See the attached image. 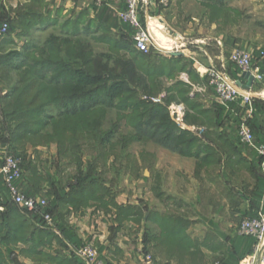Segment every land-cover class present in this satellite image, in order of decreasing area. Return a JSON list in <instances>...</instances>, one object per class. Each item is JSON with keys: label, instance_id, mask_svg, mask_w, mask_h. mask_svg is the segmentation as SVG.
I'll use <instances>...</instances> for the list:
<instances>
[{"label": "crops", "instance_id": "crops-1", "mask_svg": "<svg viewBox=\"0 0 264 264\" xmlns=\"http://www.w3.org/2000/svg\"><path fill=\"white\" fill-rule=\"evenodd\" d=\"M96 1L0 0V18H27L33 4L42 7L38 14L42 16L63 9L65 13L87 12L92 18H97L100 10L96 9ZM102 1L108 5L107 11L114 16V21L122 25L117 10L123 6V0ZM154 8L147 9L142 5L141 18L151 32L160 34L164 27L161 19L164 12L159 11L160 15L152 16ZM204 40L199 43L196 40L197 46L188 50L191 56L185 53V57L194 62L195 77L187 71L177 77L191 86L192 97H196L202 114L190 113L198 115L205 124L188 123L187 108L183 103L166 105L167 92L161 93L164 98L160 103L151 102L167 106L169 114L171 106L180 107L183 110L181 123L176 122L171 114L170 118L179 132L194 135L197 139L195 145L173 150L152 139L145 141L144 144L153 145L150 149L145 147L142 152L144 164L134 165L131 173L129 162L121 166L107 162V171L102 175L105 178L100 177L99 185L91 186L87 192L70 188L75 184L70 179L73 175L69 176L73 169L70 163L53 168L52 181L45 176L50 175L48 172L43 174L37 167L32 172L25 171V183L37 197H47L53 205L55 230L43 228L28 215L39 228L63 239V245L53 246L52 262L73 264L69 259L78 247L64 236L65 232L81 245L94 244L108 264H144L141 249L162 263L222 264L219 257L226 258L232 250L231 241L223 236L231 239L239 235V226L247 218L262 175L253 152L245 150L238 141L234 120L217 109L215 92L208 78L199 72L213 67L231 77L232 46L219 35ZM241 78V84L248 85L243 75ZM170 81L165 80L167 87L179 80ZM246 91L252 96L257 113L253 125L255 134L264 138V80L255 81ZM134 143L138 145V142ZM9 148L0 146V155ZM56 154L58 156V152ZM103 166H97L98 175L103 172ZM110 167L113 172L109 175ZM139 171H143L142 175H138ZM94 188H106V191L93 194ZM1 198L0 192V217L7 213ZM121 209L128 211L127 214L120 216ZM184 238H188L192 245L187 248L185 260L179 261L172 243L175 239L182 242ZM256 250L259 259L261 248ZM257 263L260 264L259 261ZM79 264L88 263L81 259Z\"/></svg>", "mask_w": 264, "mask_h": 264}, {"label": "rangeland", "instance_id": "rangeland-1", "mask_svg": "<svg viewBox=\"0 0 264 264\" xmlns=\"http://www.w3.org/2000/svg\"><path fill=\"white\" fill-rule=\"evenodd\" d=\"M225 5L227 10H218L217 8L205 7L203 3L197 0H170V5L167 8H154L151 15H160L158 14L159 11L164 12V15L161 16V19H163L162 23L168 29V33L171 31L174 37L182 38L184 45L180 46L179 50L184 53V57L186 54H191L188 51L189 49L193 50L197 46L196 40L199 43L205 41L204 39L208 37L217 35L223 37L228 42V45L232 46L233 51L235 49H243L254 53L257 50L264 49V0H225ZM109 14L110 17L108 16L107 19L110 24L104 26L98 18H92L87 13H73L71 11L65 13L63 9H60L52 14H44L38 20L39 23L36 27L30 31L22 34L18 31L13 36H7L0 43V57L7 56L12 52L24 54L21 62L22 72L0 67V146H10V148L24 156L28 167L27 170H30V172L33 171L34 167L41 170L43 174H45V171L48 172L50 174L48 175L49 177L45 176L49 181H52V169L67 163L73 165V169L69 172V176L73 175L70 179L75 182L76 178H82L83 175L80 171L86 172L85 168L88 169L93 164L94 159L99 154V150H96L97 152L91 149L84 150L78 157L71 158L60 155L59 143L49 140L48 136L37 141H24L25 143L15 144V146L10 143L11 134L18 128L19 124H22L27 129L37 130L39 128L36 124L38 120L46 122L49 118L57 116L61 112L58 107L59 103L54 99V87L48 86L47 89L49 80L54 78L55 74H49L45 71L33 73L31 67L35 62L61 60L65 62V70H69L64 74L63 78H75V70L80 68L82 63L81 61L69 59L73 51L65 42L67 38L72 41L77 40L74 38L75 34L80 35V40H83L86 44L88 43L92 50L96 52H109L127 59L134 58L142 72L150 70L157 74V72L164 70L167 73L170 70L169 66L174 64L171 59L180 57L175 55L176 53L165 55L155 50L150 54L143 55L139 54L134 48L131 52L126 53L123 48L131 46L132 39L124 32L123 26L113 20L114 16L111 13ZM53 35L60 39L55 50L44 49L45 41ZM65 70L63 69V72ZM25 72L29 73L25 74ZM177 80L180 81L178 77H174L169 83ZM149 82L150 84H156L155 88L153 87L147 93H143L141 88H139L136 92L138 94L134 95L135 98L159 97L167 89V83L161 80L158 75L152 76ZM45 89H47L46 93H44ZM184 90L185 94L193 96L192 90L188 88ZM22 93L27 94L24 98V110H26V113L28 111L32 112L29 116L30 118L26 119L25 116L27 115L23 113L17 115V119H6L2 101L12 95L14 98L19 97ZM29 107L31 109H28ZM13 111L16 110L14 108L8 110L9 113ZM106 112L101 110V112H96L93 116H104L107 119L115 117L114 113L110 112L108 115ZM69 124L75 126L74 129H76L80 123L69 122ZM128 131L130 130H123L122 135L126 136V134H129ZM131 134L135 136L136 131L133 129ZM122 135H119V139ZM128 141L132 140L129 139ZM152 145V143L144 144L143 139H141L138 145L132 144L126 152L122 153L121 145L116 144L113 150L111 148L108 151V164L114 163L121 166L129 162L132 173V169L135 168L133 167L134 165L144 164L142 153L144 148L149 147L150 149ZM56 152H58V156ZM127 153L129 156H125ZM58 159L62 165H59ZM112 172L113 169L108 172L109 175ZM142 173L143 171H139L138 175H142ZM45 198L47 199V197ZM13 216L16 218L15 221L7 222L0 227L3 235L8 238L7 245L0 247V264H55L51 260L54 252L53 246L55 244L63 245V239L47 231H41V228L25 213L18 211ZM187 239L184 238L182 242L175 239L172 243L174 252H176L177 256L179 255V258H177L179 261L181 259L185 260L188 254L187 248L192 245L188 243ZM218 242H220L219 239ZM61 253L63 254V251ZM224 259V257H219L218 260L223 261ZM80 260L81 258L75 254L69 259L73 264H79ZM258 261L255 248L254 253L242 263L247 262L250 264L252 262V264H258ZM163 263L173 264V262Z\"/></svg>", "mask_w": 264, "mask_h": 264}, {"label": "trees", "instance_id": "trees-1", "mask_svg": "<svg viewBox=\"0 0 264 264\" xmlns=\"http://www.w3.org/2000/svg\"><path fill=\"white\" fill-rule=\"evenodd\" d=\"M197 1L203 3L205 7L227 10L225 0ZM40 7L41 6H39V4H33L30 6L29 17L21 20L11 19L8 16L0 18V28L4 23H8L9 30L7 36H13L18 33V31H20V34L30 31L32 28L36 27L39 23L38 20L42 18L41 14L38 15L42 9V7ZM161 7L164 8L163 6H159V8ZM108 8L109 7L105 2L103 3V6L96 8L98 11L100 10L97 18L104 26H108L110 24L107 17L110 15H108V13L111 12L107 11ZM123 8L124 6L121 7V9ZM122 25L124 32L132 39L131 46L129 45L123 48L126 53H129L133 48L136 50L133 39V31L129 26L124 24ZM79 36L80 35L75 34L74 38L77 40L74 41L70 38L65 40V42L72 48L70 49L73 51V54L69 59L81 61L82 63V66L75 70V78H63L64 74L69 70H65V62H62L61 60L53 62H48L47 60L37 61L31 67L33 73H36V71H39L40 73L45 71L49 74H55L54 78L49 80L47 89L48 86L54 87V99L59 103L58 107L61 112H59L57 116L49 118L46 122L38 120V122H36L37 127H39L37 130H33L32 128L27 129L22 126V124H19L18 128H16L11 134V144L15 146V144L25 143L24 141H37L48 136L49 140L59 143V153L64 157L67 156L75 158L78 157L80 153L82 154L84 150H99L98 156L94 159L93 164L88 167L87 172L80 171L83 177L76 178L75 184L70 185L71 189H81L83 192H87L91 186L99 185L97 181L100 180V177H104L102 175L106 173L108 168V151H110L111 148L113 150V147L116 144L121 145V152H125L134 142H141V139H143L144 142L152 139L173 150H180V148L185 145L192 146L196 144L197 139L194 135L186 131L179 132L177 130L174 122L170 118L167 106L156 105L144 98H135L134 96L135 94H138L136 92L139 88H141L143 93L150 92L153 87L155 88L156 84H150L149 82V79L154 75H158L161 80L165 81L166 79L173 80V78L177 77L179 73L187 71L191 77H195V70L192 68L194 63L193 61L184 56L174 57L171 59L174 64H172L173 66H169L170 70L167 73L164 72V70L157 72V74L156 72L150 70L142 72L139 64L134 58L127 59L109 52H96L92 50V47L88 43L86 44L83 40H80ZM5 38L1 39L0 43ZM59 41L60 39L57 36H50L44 43V49L55 50ZM137 52L145 55V53L139 51ZM262 52H264V49L257 50L253 54L254 61H259V65L264 72V60L261 58ZM69 53L71 54V52ZM23 57L24 54H21L20 52H12L7 56L0 57V67L7 68L12 71L14 70L16 72H22L21 62L23 61ZM230 66L232 69L231 77L240 81L242 79L240 70L231 62ZM63 69L65 70L64 72ZM28 73L29 72H25V74ZM186 88L192 90L189 84L182 81H177L173 86L167 87L166 91H164L168 94L165 103L166 105H169L171 102H180L185 104L187 108L186 121L188 123L195 122L203 125L205 124L204 120L202 121L198 115L190 113V111H195L198 112V114H202L199 110L196 97L185 94L184 89ZM47 89L44 90V93H46ZM26 95V93H22L19 97L15 98L12 95L8 99H4L2 101L6 119H17V115L26 113V110H24V98ZM215 105L217 109L221 113H224L227 118L234 119L231 113L227 112L225 108L217 103H215ZM10 108H14L16 111L9 113L8 110ZM234 108H238L237 105H234ZM28 109H31V107ZM101 110L107 111L106 113L108 115L110 112L114 113L115 117L107 119L104 116H93V114L101 112ZM31 114L32 112L28 111L25 114L27 115L25 118L29 119ZM256 115L257 113H255V116L250 123L255 136L256 134L253 125ZM69 122H76L80 124L78 128L74 129L75 126H71ZM125 129L130 130L128 131L130 135L126 134V136L129 135L128 137L122 135V131ZM133 129L136 131L135 136L131 134ZM120 134L122 137L119 139ZM256 138L258 142L264 141V138L259 136H256ZM129 139L132 141L129 142ZM10 150L16 156L23 159L24 176L20 185L22 186L25 194L37 197L34 190L25 183V171L28 169L26 159L16 150L12 148H10ZM101 164L104 165V170L102 173H99L100 175H98L96 169L97 166ZM0 186L2 207L7 210V213L4 210V213L6 214H3L0 217V227L7 222L15 221L16 218L13 214L20 211L21 213L31 216V218L37 223H40L41 225L43 224V228H45L43 219L40 216L29 214L11 202L8 191L2 184V181H0ZM98 189L94 188L93 194H97L99 192L102 194V192L105 193L106 191V188ZM263 195L264 178H261L259 179L257 192L251 199L252 205L246 215L247 218H256L258 217L259 211H264ZM46 200L50 203V206L46 211L52 213L54 216L53 205L50 200ZM126 212L128 211L121 209L120 216L126 215ZM46 229H41V231H46ZM64 236L67 237L76 247L79 248L82 246V243L71 237L69 233L65 232ZM223 237L226 240L231 241L232 250L227 253V256L223 260L222 264H241L242 261L254 253V249L257 245V239L251 236L237 235L231 239L227 238V236ZM7 241L8 238L3 235L2 230L0 229V247H5L7 245Z\"/></svg>", "mask_w": 264, "mask_h": 264}, {"label": "built area", "instance_id": "built-area-1", "mask_svg": "<svg viewBox=\"0 0 264 264\" xmlns=\"http://www.w3.org/2000/svg\"><path fill=\"white\" fill-rule=\"evenodd\" d=\"M103 3L102 0H97L96 6L101 7ZM142 5H145L147 9L158 8L159 6L167 8L170 5V0H123L124 8L118 9L117 15L124 25L132 29L136 50L145 54H149L155 50L165 55L180 52L179 48L183 46L182 38L175 36L176 42L170 43L172 50H165L161 45V41L163 40L162 34L152 35L150 27L142 21ZM8 30V23H4L0 28V40L7 36ZM261 58L264 60V52L261 53ZM230 62L240 70L241 76L244 73H250L254 76L255 81L264 80V72L259 65V61H254V54L252 52L236 49L230 55ZM199 72L202 76L208 78L209 85L215 92L216 103L225 108L234 117L232 119L234 120L237 139L245 150L253 152L256 164L260 169L262 178H264V141L258 142L250 125L256 113L252 96L242 87L238 86L239 80L225 75L216 68H206ZM143 98L153 103H160L164 95ZM234 105H237L238 108H234ZM170 114L176 122L181 123L183 110L180 107L171 106ZM200 132H203V130L201 129ZM0 162V181H2L8 191L11 202L29 214L40 216L43 219L45 228L55 230L54 216L52 213L46 211L50 203L44 198L25 194L20 185L24 176L23 159L12 153L10 149H5L0 155ZM238 233L241 236H251L257 239L256 248H261L259 263L264 264V211H259L256 218L244 219L239 226ZM140 251L144 264H164L151 253L143 249ZM73 254L85 260L88 264H108L99 248L92 243H86L74 249Z\"/></svg>", "mask_w": 264, "mask_h": 264}, {"label": "bare ground", "instance_id": "bare-ground-1", "mask_svg": "<svg viewBox=\"0 0 264 264\" xmlns=\"http://www.w3.org/2000/svg\"><path fill=\"white\" fill-rule=\"evenodd\" d=\"M151 33H152L153 36L158 35V34H155L153 32H151ZM160 34H162V36H163V40L161 41L162 47L165 50H172L171 49V46H170V43L176 42V39L174 38L173 34L167 32L166 26L162 27ZM183 45H184V43H183ZM242 264H248V263L247 262H244Z\"/></svg>", "mask_w": 264, "mask_h": 264}, {"label": "water", "instance_id": "water-1", "mask_svg": "<svg viewBox=\"0 0 264 264\" xmlns=\"http://www.w3.org/2000/svg\"><path fill=\"white\" fill-rule=\"evenodd\" d=\"M169 33L172 34L171 31H170ZM175 55H177V56H181V57H182V56H184V53H182V52H177ZM243 77H244L245 79L248 80V85L243 86V85L241 84V82H238V86L242 87L244 90L252 88V86H253V84H254V82H255V78H254V76H252L250 73H244V74H243Z\"/></svg>", "mask_w": 264, "mask_h": 264}]
</instances>
